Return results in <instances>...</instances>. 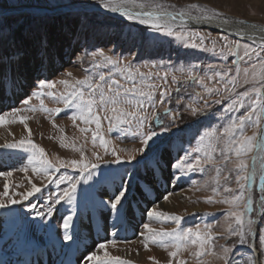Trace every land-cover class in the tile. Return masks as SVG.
<instances>
[{"label":"snow or ice","instance_id":"1","mask_svg":"<svg viewBox=\"0 0 264 264\" xmlns=\"http://www.w3.org/2000/svg\"><path fill=\"white\" fill-rule=\"evenodd\" d=\"M103 8L114 13H119L128 20H136L141 25L147 26L146 31H155L163 35L172 36L183 42L185 46L192 48H200L205 51L215 53L221 58L233 57L231 66L210 65L205 71L212 73L207 77L209 81L215 83L209 87L205 83V77H198L193 74L192 67L187 69L186 79L196 81L209 95L221 96L222 93L228 94L230 103L224 108V111L232 113L239 112L248 102V111L244 115L232 116L228 119L219 130L215 126H211V130H205L200 136V145L194 149L195 159H192L193 153L187 148H181L177 151L176 156L169 155L165 159L163 153L159 149V141L162 133L169 132V127L162 125V116L169 117V122H174L179 117V112H173L165 106L163 112L156 110L158 103L164 104L166 99L171 96V89L163 87L159 91V102L154 99L158 85L148 83L153 77H160V73L153 71H141V67L134 66L131 63H123L119 59H114L112 55L106 54L103 50H96L86 56H78L77 60L87 58L90 65L99 67L102 65L111 66L112 71L107 74L101 72L98 79L93 75H86L83 79H59L49 81L47 78L37 79L36 86L40 91L34 90L31 95L22 101V108L12 109L10 114H0V125L19 122L28 132V137L21 138L19 141L5 142L0 145V149H24L30 153L27 164L21 171L27 172L28 166H32V171L44 178L47 182L41 186L32 183L29 179L31 187L23 192L10 191L11 185L5 179L3 190L0 191V208H7L9 205L20 204L21 200H29L42 191V187L48 184H55L57 190L50 193L46 203L43 205L44 210H37L35 205H31V210L35 217L39 218V222L31 221L22 213L17 212L16 215L20 220L17 241L31 243L27 229H43L51 234L53 231L51 221L44 224L46 217H53L56 206L63 201H73L77 199V186L81 181L87 182L93 178L94 173L100 168L101 164L115 163L120 164L122 157L117 154L115 148L110 149V140L106 139L105 130L102 128L101 116L99 112L104 113L103 119L107 121V132L111 133L115 129L124 128L134 129L132 138L137 136L140 138L141 147L133 149L127 156L125 161L129 165H134L133 173L124 178L122 173L120 176L119 187L117 191L106 192V199L92 197L91 206H85L83 209H75L72 214L62 217L63 239L73 241L78 240L80 226L77 222L81 213L91 219L93 216L106 212L113 216V227L117 223L123 221L126 213V200L128 185L132 182V175L138 170H143L145 176L151 175V181L144 182L151 186L152 182H157V173L161 176L166 168H172L175 171L171 173L172 179H182L188 172L205 173L206 171H214V175H210L204 180L201 187L208 189L212 195L205 198L206 203H213L214 197L219 196L220 200L215 201L226 204L228 207L223 211L226 229L224 234L214 233L211 224H205L203 229L200 225L193 227H182L184 217L175 213H167L158 211L156 207L146 210L149 218L160 221H173L177 227L169 230L153 229L149 223L143 224L140 235L143 237L145 249L149 243L158 244L162 248L168 250L167 264H188V260L182 258L180 253L187 252L188 258L194 261V264H212L211 260L204 259L210 257L212 260L222 261L223 264H249L244 257H239L235 253V245H221L220 250L216 251L215 241L224 237L238 238L237 243L245 244L246 237L252 235L255 231L254 225L257 221L252 218L255 209H259L260 216L264 218V195H261L258 202L253 204V196L250 189L259 177V189L264 192V39L259 42L254 37H249L251 43H241L240 40L232 41L226 36H222L223 44L218 45L217 40L211 41V47L205 44L206 37L200 31L189 30L187 25L189 22H211L213 19L220 17L222 13L197 5L191 4L186 8L178 11H170L169 8L174 6L162 3L161 0H100ZM129 5L137 7L140 11H132ZM195 10V15H193ZM46 9H38L36 16L43 18L46 16ZM228 21L225 20L224 23ZM243 39L244 33H237ZM33 47L36 49L37 56L43 61L48 54L49 38L46 30L37 29L28 36ZM147 39V37H144ZM24 41L18 40L15 36L14 29L10 26L0 23V89L9 85L14 87L22 86V81L27 79L21 71L20 57ZM114 52L115 49H112ZM247 65L241 67V65ZM142 67H149L144 65ZM178 71L183 72V67ZM71 76V73L67 74ZM119 76L120 79L115 78ZM164 73L161 77L167 84V76ZM248 86L244 91H237V85ZM180 77L172 75V84H177ZM121 80L125 83H121ZM63 85L64 91L57 94L53 91L56 85ZM130 85V86H129ZM220 85V87H217ZM47 89V95L62 102L63 108H47L41 97L44 95L42 90ZM234 95V98H232ZM31 97L39 99V110L49 113L52 116H58L65 109H70V119L73 125L79 120L87 127H79L82 134L91 133V142L94 146L98 144L103 148L105 155H112L114 159L108 161L100 154L93 151L92 157L94 161L85 156L83 146L77 147L75 143L71 147L79 152V159L63 160L57 159L56 162L49 160L45 150L34 143L31 139V130L26 121L29 117L20 115L22 111H37V106L30 104ZM98 97V98H97ZM253 97H255L253 99ZM201 94L196 93L193 99H200ZM223 98V97H222ZM216 104L221 103V99L213 101ZM180 103L179 100L176 101ZM208 101L205 100L204 108L208 107ZM152 107L151 115L147 114L148 106ZM193 115H198L203 108H198L189 103L188 106ZM11 117V118H9ZM152 122L159 131L149 129L147 133L143 131L147 122ZM53 125L54 121H53ZM91 125H95L94 128ZM251 125L253 132L251 135L246 134V126ZM65 137H61V146L69 147L64 143ZM207 141V143H204ZM171 142V141H169ZM120 151H126L121 148ZM183 155H180V152ZM132 153H136L135 155ZM191 161V162H189ZM259 164V167L257 165ZM73 169L78 175H61L54 179L59 169ZM129 169L125 168L124 173H128ZM176 173L180 175L177 176ZM11 171H0V176L9 177ZM235 183V187L231 184ZM97 183H100L99 181ZM195 183V182H194ZM61 185H66L60 187ZM94 185H89L93 188ZM199 190V189H198ZM87 192V190H85ZM169 195L165 194L163 199L167 201ZM19 196L20 199L14 197ZM204 215H212L205 213ZM264 241V237H262ZM59 243V240L54 242ZM115 244V240L101 242L96 245L95 251L88 252L83 255V264H133L130 260H124L121 257L112 256L107 250V244ZM63 246V245H62ZM67 247V246H63ZM78 250V249H77ZM102 253V254H101ZM252 255V253H249ZM260 256L264 257V247H262ZM149 260L159 264L154 257ZM0 264H4L0 261ZM31 264V262H29ZM60 264H71V261L61 260ZM256 264H264V260L257 258Z\"/></svg>","mask_w":264,"mask_h":264},{"label":"rangeland","instance_id":"2","mask_svg":"<svg viewBox=\"0 0 264 264\" xmlns=\"http://www.w3.org/2000/svg\"><path fill=\"white\" fill-rule=\"evenodd\" d=\"M139 2H141V0H137V3ZM161 2L174 6L169 8L170 11H178L181 8H186L188 5L197 4L209 9V11L215 10L222 13L220 17L244 19L264 26V0H161ZM77 6L88 8L102 5L100 0H0L1 12L7 8L38 7L57 9L58 7L71 8ZM192 14H196L195 10H193ZM0 23L12 27L17 39H22L24 41L20 66L21 71L27 77L25 91L22 93L23 95L21 94L13 106L1 108L0 114H10L14 108L24 107L22 101L29 97L34 90L40 91L36 86L37 79L47 78L49 81H56L59 79L73 80L77 78L83 79L86 75H93L98 79L99 73L103 72L107 74L112 71L111 66L107 65L99 67L91 66L87 58L82 61L77 60L78 56L84 57L86 54H90L98 49L103 50L108 55H112L114 59L121 60L123 63H131L134 66L141 67V71L160 73V77H153L148 81V83L160 86L157 88L154 95V99L157 102H159L160 99L159 91L161 88L168 87L171 89L170 98L166 99L164 104L158 103L156 108L158 112L162 113L163 108L167 106L173 112L180 113L177 120L171 123L169 122V117L162 116V125L169 127V132L162 133L161 139L158 142L159 149L164 157L169 155L174 157L177 155L179 149L187 148L190 153H193L192 159L194 160V149L201 143L199 136L206 129L211 130V126H215L216 129L219 130L232 116L244 115L245 112L248 111L247 101L245 102V107L239 112L229 113L224 111V108L230 103L227 93H222L221 96L214 94L209 95L204 92L203 88L196 81L185 78L187 69L195 66L192 67L193 74L198 77H205V83L211 87L215 81L207 80V77L212 75V73L206 72L205 69L210 65L231 66L233 57L221 58L210 51L187 47L183 42L172 36L163 35L151 30L146 31L147 26L139 24L138 21L108 16L97 11L82 10L80 12H67L54 16L46 13V16L43 18L37 17L34 13L2 15L0 16ZM38 28L46 30L49 38L48 54L43 61L37 56L36 49L28 38L29 34L31 32H36ZM188 29L200 31L201 34L208 37L205 41L207 47L212 46L211 41L213 39L217 40L218 45L223 44L224 41L221 39L222 36H226L232 41L240 40L241 43L252 42L224 32L212 31L208 28L188 27ZM144 37H147V39ZM112 49H115V51L113 52ZM144 65H148L149 67H142ZM246 66L247 65H241L242 68ZM180 67H183V72L178 71ZM166 72L169 73L167 76V84H165V81L161 78ZM68 73L72 75L68 76ZM172 75L180 77L177 84H172ZM115 78L120 79L118 75ZM121 83H125V81L121 80ZM217 87H220V85H217ZM247 87L248 86L242 85L241 77V83L237 85V91H244ZM42 91L44 95L41 99H43L44 105L47 108H63L62 102H57L47 95V89ZM53 91L59 94L64 91V86L57 84ZM196 93L201 94L200 99H193ZM232 98H234V95ZM254 98L255 97H253V99ZM216 99H221V103H214L213 101ZM177 100L180 101L179 104L176 103ZM205 100L209 102L207 108H204ZM190 102L195 107L203 108V111L198 115H193L191 109L188 107ZM39 103V99L31 97L30 104L37 106V111H22L19 114L29 117L26 122L32 133L31 139L45 150L49 160L56 162L58 158L63 160L79 159V152L71 147L73 143H75L77 147L83 146L85 156L93 161L95 159L92 157L93 151L97 152L108 161L114 159L110 154L105 155L103 148L99 147L98 144L96 146L92 144L90 132L82 134L79 131V127H87V125L82 124L79 120L76 121V125H73L70 119L72 110L65 109V111L58 116H52L49 113L40 111ZM151 112L152 107L149 105L147 114L150 116ZM99 115L101 116L102 128L105 130L106 139L111 141L109 148H115L117 154L123 159L120 164H101L91 180L87 182L81 181L80 184H78L76 193L77 199L75 202L68 200L63 201L60 205L56 206L53 217H46L44 219V224H48L49 220L51 221L53 231L49 234L43 229H38L44 233L42 232L41 235L38 233L37 238L44 239V242H48L50 245H54V242L59 240V243H55L54 245L58 250H61L64 245H70L73 242L63 239L64 230L60 226L62 225V217L72 214L73 210L77 208L83 209L86 205L91 206L92 197L106 199L107 197L104 196L106 191H117L121 174L123 173L124 178L128 179V176L133 173L134 165H129L125 162L128 154L132 152L133 149L141 147L140 138L138 136L135 139L132 138L135 131L134 129H129L125 126L124 128H118L108 133L106 131L108 123L103 119L104 113L99 112ZM53 121L55 126L53 125ZM91 127L94 128L95 125H91ZM0 129H9V131H11L10 135L0 138V145H3L5 142L19 141L21 138L28 137V132L19 122L0 125ZM149 129L159 131V127H156L150 121L145 124L143 129L145 134ZM253 130L251 125L245 128V132L248 135H251ZM61 137H65L64 143L68 144L69 147L61 146ZM204 143H207V141ZM121 148L126 151H120ZM132 154L135 155L136 153ZM29 155L30 153L25 152L24 149H0V171L12 172V175L9 177L0 176V191L3 190L5 179H7L8 183L11 185L10 191L20 193L27 191L31 187L29 179L32 183L37 184V186L47 183L43 177L37 176L32 171V166L30 165L28 166L27 172L21 171L27 164ZM180 155H183L182 151ZM1 163L4 165H1ZM125 168L129 169L128 173H124ZM174 171V169L169 167L163 171L162 176L160 173H157V182H152L151 186L144 182L145 180L151 181V175L145 176L143 170L136 171L135 174L132 175L131 184L127 186L128 192L125 202L126 213L123 221L117 223L116 227H113V219L108 222H103L101 220V214L103 212L93 216L91 219L85 217L82 212L79 218L74 217V219H77V222L80 220L86 222V224L81 227L82 234L88 239L92 238V236H96L93 238L98 241L97 244L115 240L114 245L110 243L107 244L109 253L112 256L130 260L133 264H155L154 261L149 260V257H154L155 261H159V264H167V260L169 259L167 253L171 249L166 250L158 244L152 243H149L148 248L145 249L143 237L140 235L142 231H146L143 229L144 223H149L150 227L156 230H169L177 227L173 221H160L147 217L146 210L152 207H156L158 211L175 213L176 215L184 217L181 225L182 227L195 228L197 225H200L203 229L205 224H211L214 233L224 234L226 224L222 213L228 206L223 203L215 202L220 200L219 196L213 198V203H206L205 198L212 195V193L210 188L205 189L201 187L204 180L210 175H214V171H206L205 173H200L199 171L188 172L182 179H172L170 177L171 173ZM65 174L78 175V172L70 168H61L56 173L54 179ZM176 175L179 176L180 174L176 173ZM98 181L100 183H97ZM89 185H94V187L89 188ZM64 186L66 185H61L60 187L62 188ZM231 186L235 187V183L233 182ZM56 190L57 186L55 184H48L47 187H42L40 193H37L34 197H29V200H21L20 204L9 205L7 208H0L2 213V218L0 219L1 222H3L1 224L5 225L7 231L18 233L20 220L16 215L17 212L26 215L31 221L39 222V218L35 217L30 204L35 205L37 210H44L43 205L46 203L47 197ZM85 190H87V192H85ZM168 193H170L169 199L165 201L163 196ZM250 194L253 196L255 208L259 197L264 195V192H261L257 188L255 182L250 189ZM14 198L20 199L19 196ZM134 206L140 209L143 207L142 211L144 213V218L138 229H133L131 224L127 220L125 221V218L133 220L132 214L128 212V208ZM205 213H211L212 215H204ZM252 218L254 221L258 220L254 243L259 259L264 260V257L260 256L261 249L264 247V241H262V237H264V218L260 216L259 209H255ZM89 220L99 223L97 224L98 229L101 230L96 231V229H94L95 233L93 234V231L87 224ZM90 224H92V221H90L89 226ZM108 225L112 228L109 229L106 235L105 228ZM120 229H130L132 237H118L117 233ZM27 230L30 231L31 229ZM90 231H92V236L90 235ZM237 240L238 238L236 237H229L227 239L224 237L218 238L215 241L216 251L220 250L221 245H235V253L238 254V258L244 257L249 261V264H253L252 255H249L246 249L250 246L252 241L251 235L246 237L247 242L245 244H239ZM95 250L96 246L90 251ZM180 255L182 258L188 260V264H194V261L188 258V253L186 251L181 252ZM204 259L211 260L212 264H223L222 261L212 260L210 257H204Z\"/></svg>","mask_w":264,"mask_h":264},{"label":"bare ground","instance_id":"3","mask_svg":"<svg viewBox=\"0 0 264 264\" xmlns=\"http://www.w3.org/2000/svg\"><path fill=\"white\" fill-rule=\"evenodd\" d=\"M95 7L96 8L99 7L101 9V10H96L97 12H101L108 16L124 18L119 13L111 12L110 10L105 9L102 6H95ZM129 7L131 8L132 11H140L139 8L134 7L132 5H129ZM38 9H46V8H38V7L7 8L4 11H8L5 15L21 14V13L36 14ZM46 10H47V14L52 16L59 15L62 13H67L64 10H59V9H46ZM70 12H80V11H70ZM225 20H227L228 22L224 23ZM187 26L194 28L197 27L208 28L212 31L224 32L240 39L241 37L238 36L237 33L243 32L245 34L243 40L251 41L249 37H254L255 40L259 42L261 39H264V26L255 24L253 22L244 19H238L232 17H217L213 19L211 22H202V23L189 22ZM26 83L27 81L25 79L22 81V86L14 87L9 85L3 89H0V109L13 106L16 100L25 91ZM10 132L11 131H9V129L8 130L0 129V138H2L3 136L6 137L10 135L11 134ZM168 157L169 156H165V158L167 159ZM1 165L4 164L1 163ZM257 167H259V164L257 165ZM142 209L143 207H141L140 209L137 206L128 208V212L132 214L133 220H130L129 218L127 219L125 218V221L127 220L131 224V227L133 229H138V227L142 224V219L144 218V213ZM101 216L102 219L101 217L100 219L103 222H108L113 219L110 213L103 212ZM0 218H2L1 211H0ZM90 221H92V224H90V226L93 227L89 226ZM1 223L3 222H1L0 219V261H3L4 264H29V262H31V264H60L61 260H65V261L70 260L71 264H83V256L81 254L83 253V255H87V253L90 250H93V248H95L98 242L93 238L96 236H92V231L94 234L95 233L94 229H96V231L101 230L98 229L97 224L99 223H95L93 220H89V223L87 224L88 227L92 230L90 231V235L92 236V238L88 239L81 232V227H83V225H85L86 222L84 220L83 221L80 220L78 221V224L80 226L78 240L75 243L70 242L71 243V244L69 243L70 245L67 244L64 245L67 246V247H63L65 250L63 248L61 250H58L56 249V246H54L53 244L50 245L48 242L47 243L44 242V239L37 238V234L39 233L41 235L43 231H39L38 229H33V230L31 229L30 231L27 230L31 243L26 244L22 240L17 241L16 234L18 233L7 231L5 229V225ZM111 228L112 227H110L109 225L105 228L106 235L109 229ZM130 233H131L130 229H120V231H118L117 233V236L122 238H125V236L132 237ZM252 258H253V264H256V258L254 256H252Z\"/></svg>","mask_w":264,"mask_h":264},{"label":"water","instance_id":"4","mask_svg":"<svg viewBox=\"0 0 264 264\" xmlns=\"http://www.w3.org/2000/svg\"><path fill=\"white\" fill-rule=\"evenodd\" d=\"M57 9L59 10H64L66 12H70V11H84V10H87V11H96V10H101L99 7L96 8L95 6H92V7H88V8H83V7H73V8H68V7H58ZM8 11H3L0 13V16L2 15H5ZM247 250L252 253V256H254L257 260L258 258V254H257V251L255 249V246H254V240L252 239V242H251V246L249 248H247Z\"/></svg>","mask_w":264,"mask_h":264}]
</instances>
